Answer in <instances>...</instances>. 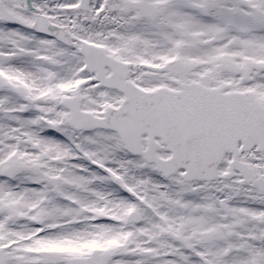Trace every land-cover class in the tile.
<instances>
[{
  "label": "snow or ice",
  "instance_id": "6c2138e0",
  "mask_svg": "<svg viewBox=\"0 0 264 264\" xmlns=\"http://www.w3.org/2000/svg\"><path fill=\"white\" fill-rule=\"evenodd\" d=\"M0 264H264V0H0Z\"/></svg>",
  "mask_w": 264,
  "mask_h": 264
}]
</instances>
